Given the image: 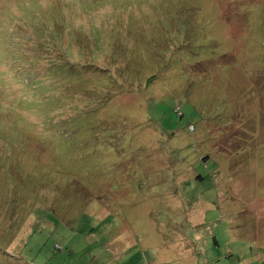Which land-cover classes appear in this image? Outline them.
Here are the masks:
<instances>
[{
  "label": "rangeland",
  "instance_id": "obj_1",
  "mask_svg": "<svg viewBox=\"0 0 264 264\" xmlns=\"http://www.w3.org/2000/svg\"><path fill=\"white\" fill-rule=\"evenodd\" d=\"M147 1L34 0L22 10L11 2L0 16L38 29L41 19L58 22L47 16L55 8L77 28L84 4H94L95 24L108 28L116 15L127 27L107 31L110 42H81L87 57L63 52L44 94L62 83L74 95L73 79L101 99L68 112L42 103L43 89L9 69L0 47V163H15L0 170V264H264V40L240 12L247 0H197L199 18L189 0H162L155 11ZM143 13V28L133 26ZM33 14L38 23L20 22ZM126 63L143 87L158 77L148 91L121 82ZM81 109L86 117L51 140L47 118ZM105 120L136 139L107 141ZM7 139L18 143L4 149ZM43 139L51 152L34 143Z\"/></svg>",
  "mask_w": 264,
  "mask_h": 264
},
{
  "label": "trees",
  "instance_id": "obj_2",
  "mask_svg": "<svg viewBox=\"0 0 264 264\" xmlns=\"http://www.w3.org/2000/svg\"><path fill=\"white\" fill-rule=\"evenodd\" d=\"M138 1H142V0H138ZM147 0H145L146 2ZM162 0H151V1H147V2H151V4L153 3V11L156 10V6L158 5L159 2H161ZM180 1H184V0H176V2H180ZM190 3L195 4L196 7V12L198 14V18H199V12L197 10V0H189ZM11 2H15L17 3V8L22 10L23 7H26L27 5L31 4H35L34 0H8L5 4H3V6H0V16L2 15L4 10H8L9 9V3ZM242 2V1H241ZM244 2V1H243ZM245 5L243 7H241L243 9V11H240L242 15H246L247 18V23H249V27H251L252 29H254L252 32L255 35V38L257 39V43L258 45L261 43L259 41L264 40V0H262V2L260 0H247V2H244ZM98 4V3H95ZM92 5L94 4H84L83 6V10H82V14H85L88 19L85 20L84 16L82 14H78L76 16V19H78L79 17V22H81V24L77 25V28H74L75 26H73V23H77L75 20L72 21H65L63 19L65 11L63 12L61 9H55L53 8L52 11L47 15L48 17H51V13L54 14V19H57L58 22L61 23V28L62 30L60 31V24L59 27L55 24H51V19H41L38 24V26H40V28L38 29H29V30H18L15 27V23H11L10 25H4L1 21H0V26L4 27L7 30L3 36H6V38H0V47L1 49L4 50V54L5 56V64L10 68L15 67L17 68L16 70L18 71V73L24 74V78L22 79V81L24 83H28V84H32L34 86H36V88L43 89V86L45 87V85H48L50 80H49V73L52 70H55L61 66V63L63 60H66V56H64L65 54L70 56H74V55H78V51L80 49L83 50L84 55L87 57L89 56V54H92L91 52H89L90 50H88L90 45L87 46H82V43L85 42H89L92 43L93 41L96 40L97 36L100 35L101 37H103V39L106 42H110L107 39V35L106 32L109 31L111 32H118L116 30H127V27H123L119 24L120 18L118 16L115 15V19L110 18L107 19V24H109L108 28H106L105 26H100L98 24H95L94 22V18H95V13L96 10L94 7H92ZM68 8L69 10H72V6L71 4H68ZM199 9H201L199 7ZM152 11V12H153ZM33 17V19H28L27 20H23L24 18H20V22H28L30 23V26L34 24V22L38 23V20L35 17V14L31 15ZM147 16V14H142L141 20L135 22V19H133V17H135L134 15H132V23L133 26L139 27V28H143V23L140 22L142 20L145 19V17ZM136 18V17H135ZM117 19V20H116ZM251 23H250V22ZM199 20L195 21V26H197L196 24H198ZM33 23V24H32ZM116 23V24H114ZM194 24V23H193ZM25 25V24H24ZM1 27V28H2ZM130 27V26H129ZM247 27V28H249ZM56 31V34L53 35L52 32ZM21 31L26 32L25 34H22ZM118 34V33H117ZM71 37V38H70ZM70 38V39H69ZM85 45V44H84ZM18 46V47H17ZM85 47V48H84ZM63 52L65 54H63ZM105 53V52H104ZM106 54V53H105ZM101 55V54H98ZM69 56V57H70ZM71 58V57H70ZM20 61H17L19 60ZM179 59H183V58H179ZM207 61V60H206ZM205 60H201L200 63L204 62L206 63ZM17 63V64H15ZM198 63V62H197ZM16 65V66H15ZM42 67V69L44 68L43 71V75H34L33 76V68H39ZM126 72L128 73V75H126L125 79H122L121 82L129 85V81L132 83V86L134 84H137V86L143 87V83H142V79L141 77L139 78V75H136L134 72L136 71V67L135 65L130 66V64L126 63ZM22 69V70H21ZM181 76H183V74H177L176 78L178 79H182ZM14 78V77H13ZM158 77H148V80H145L144 83V92L148 91V89L151 87V84H153L156 79ZM184 78V77H183ZM174 80H176L175 78H173ZM16 80V79H15ZM18 80L20 81V79L18 78ZM147 81V83H146ZM70 84H73L75 86V88L71 91V93H73L74 95H69L68 89L64 90L62 83H58L59 84V89L58 90H54V91H48L47 93L49 94L48 96H46L45 93V89H43V92L41 94V97L43 98V102L42 103H49L51 104V109H66L68 112V104H78L79 102L80 105H87V103H95V104H101V99H100V95L97 92V90H82V85H76V80H70L69 81ZM54 83V82H52ZM51 83V84H52ZM86 83V82H85ZM30 84V85H31ZM32 85H31V90H32ZM72 85V87H73ZM109 85V84H107ZM67 87H69L66 84ZM112 86V85H109ZM37 89L34 90V92L32 94H34L33 96H35L36 98L38 97V94L36 93ZM51 92V93H50ZM26 94V93H25ZM31 95V94H30ZM29 95V96H30ZM26 97V95L24 96ZM78 97V98H77ZM155 97V96H154ZM30 98V97H29ZM112 98H108L106 99L107 102H111ZM142 101L144 99H141ZM87 101V102H86ZM41 102V101H40ZM144 101H143V105H144ZM85 104V105H84ZM77 105V106H80ZM139 107H141V104H139V106L136 108L137 111H141V109H139ZM44 108V107H41ZM83 108V107H82ZM79 111V117L77 116H68V121H64L63 123H60L63 120H54L53 116L49 119V117L47 118L48 121V125H46L47 127L49 126L53 131L52 132V139L51 140H55L57 139L58 134L60 133L61 130V124H72V123H78L79 118L82 117H86V115H84L81 110ZM54 114V113H53ZM220 113H216L215 116H218ZM67 114H64V116ZM139 115H136V119H138ZM58 121V122H57ZM109 122L113 123V126L110 127V131H111V135L110 138L107 139V141L110 142H120V143H125V144H132V142L136 139L135 136H131L133 134L128 133V135L123 134L120 130H118V128H122L120 127V124L117 123L114 120H105V121H101V125L105 124L107 125ZM116 123V124H115ZM204 136V131L200 134L199 139L201 140V138H203ZM4 138V137H2ZM141 138V137H140ZM5 140V139H3ZM45 140V139H43ZM46 141L44 143H42L43 141L39 140L40 142L34 140V143L36 145H40L44 147V151H48L51 152L55 147L53 146L52 142ZM16 141V142H15ZM152 141V138H148V143ZM6 145L4 147V149L9 148L11 146L16 145L18 143V140H13L8 142V139L5 141ZM8 142V143H7ZM10 144V145H9ZM147 145L143 144V146L145 147ZM239 146V145H237ZM16 148V147H15ZM17 149V148H16ZM176 150H182L181 146H177L175 148ZM15 151V149H14ZM3 156V155H2ZM229 157H232V155H228ZM3 158H5V156H3ZM204 161H207L210 158V156H205L201 158ZM4 163L7 164H3L0 163V170L3 169H12V165H15L14 161L9 163L6 160H2ZM16 161V160H15ZM19 177V176H18ZM20 178V177H19ZM199 178H201L199 176ZM21 179V178H20ZM178 179V178H177ZM187 179H184L183 181H186ZM177 181V180H176Z\"/></svg>",
  "mask_w": 264,
  "mask_h": 264
}]
</instances>
